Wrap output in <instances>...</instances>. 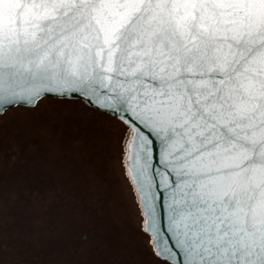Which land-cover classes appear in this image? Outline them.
<instances>
[{
  "label": "snow or ice",
  "instance_id": "snow-or-ice-1",
  "mask_svg": "<svg viewBox=\"0 0 264 264\" xmlns=\"http://www.w3.org/2000/svg\"><path fill=\"white\" fill-rule=\"evenodd\" d=\"M118 123L154 264H264V0H0V116Z\"/></svg>",
  "mask_w": 264,
  "mask_h": 264
},
{
  "label": "rangeland",
  "instance_id": "rangeland-1",
  "mask_svg": "<svg viewBox=\"0 0 264 264\" xmlns=\"http://www.w3.org/2000/svg\"><path fill=\"white\" fill-rule=\"evenodd\" d=\"M140 228L117 122L51 99L0 116V264H154Z\"/></svg>",
  "mask_w": 264,
  "mask_h": 264
},
{
  "label": "trees",
  "instance_id": "trees-1",
  "mask_svg": "<svg viewBox=\"0 0 264 264\" xmlns=\"http://www.w3.org/2000/svg\"><path fill=\"white\" fill-rule=\"evenodd\" d=\"M49 99H51V100H56V99H52V98H49ZM58 101V100H57ZM60 101V100H59ZM20 108H26V107H20ZM26 109H28V108H26ZM97 113V112H96ZM52 127V126H51ZM65 237H67V235H66V233H65V229L64 230H62V231H60L58 234H57V238L55 239L56 241H58V243L59 244H57V246L56 247H54L53 246V248H51V249H53V253H51V254H53V255H56V256H58L59 258L61 257L62 259H63V257L66 255V254H68L67 253V246H68V239H66L65 240ZM66 242H67V246H66ZM61 243V244H60ZM70 247V246H69ZM74 250V249H73ZM60 258V259H61ZM62 259H61V261H62ZM63 262V261H62ZM64 263V262H63Z\"/></svg>",
  "mask_w": 264,
  "mask_h": 264
},
{
  "label": "water",
  "instance_id": "water-1",
  "mask_svg": "<svg viewBox=\"0 0 264 264\" xmlns=\"http://www.w3.org/2000/svg\"><path fill=\"white\" fill-rule=\"evenodd\" d=\"M125 168H126V171H127V161L125 160ZM129 177V176H128ZM130 181H131V178L129 177ZM132 186L134 187V191H135V185L131 182ZM137 196V199L139 200V197L138 195ZM141 210V209H140Z\"/></svg>",
  "mask_w": 264,
  "mask_h": 264
}]
</instances>
